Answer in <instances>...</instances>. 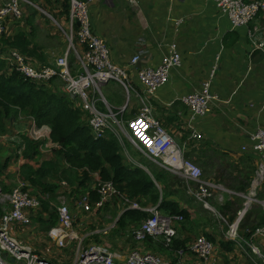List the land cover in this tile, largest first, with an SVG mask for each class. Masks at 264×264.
Here are the masks:
<instances>
[{"label": "crops", "instance_id": "1", "mask_svg": "<svg viewBox=\"0 0 264 264\" xmlns=\"http://www.w3.org/2000/svg\"><path fill=\"white\" fill-rule=\"evenodd\" d=\"M30 1L34 5L23 3V14L20 18L7 19L3 33L4 39H12L17 34H24L40 49L38 52L40 59L35 61H44L48 64L42 65H49L55 61L52 60L56 54L62 53L63 55L66 52L67 43L62 29L69 27L68 0ZM135 2V5L127 0H97L94 2L89 12L91 33L106 42L111 62L130 72L135 81L134 86L139 92H143L144 88L137 79V71L144 67H158L169 44L178 45L182 55V66L173 70L167 84L150 96L154 116L177 144L186 146L184 154L187 158H194L202 164L204 161L198 157L197 153L200 152L205 160L210 159V166L216 169L209 173L208 181L220 184L228 191L247 194L259 164L257 156L248 149L251 143L250 138L257 129L264 128V13H260L248 27L232 29L229 18L222 14L212 1L135 0ZM179 21L182 23L177 24ZM254 28L260 30L258 34L260 48L254 46L249 38V30ZM1 49L2 44L0 43ZM8 51L4 50L0 58ZM136 55L140 56V61L133 65L131 60ZM218 55L219 60H217ZM70 61L74 64L72 57ZM214 69L216 71L211 89L219 101L215 102L206 116L195 121V128L202 134L203 139L189 140L187 126L190 112L182 99L189 93L199 91ZM59 81L62 84L61 91L65 92L63 82ZM110 84L104 85L103 88H109ZM107 103L115 111H119L122 107V105L118 106L115 101L112 103L107 101ZM99 106L105 108L102 103ZM134 112L132 110L131 114H125L124 118L125 116L127 117L125 119L133 117L131 115ZM81 116L83 120L89 121V115L83 109ZM32 127L33 119L30 116L18 114L6 123V131L0 134V154L3 151L8 152L5 158L0 155V181L5 182V187L10 183L23 184L24 188L27 186L26 182L21 179V171L28 161L17 149L22 143L21 137L27 135ZM244 147L247 149L244 150ZM31 158L34 161H29L30 168L51 160L57 162L59 168L68 167L62 159L58 158L64 163V165L60 164L53 152L49 151H40L39 155ZM35 161L39 164L36 165ZM223 171H228L229 176ZM53 172L55 173V170ZM152 172L150 176L154 178ZM56 173L60 177L61 172L58 170ZM95 176L94 174V180ZM56 181L60 182V188L55 197L49 194L40 197L37 194L34 195L40 200L41 208L32 212L31 216H33V222H37L40 227V232L36 235L39 242L38 248L42 249H37L38 252L34 251L33 246L26 243L22 236L25 230L23 227L14 225L10 231V234L13 230L15 231V235L11 234L13 238L20 243L23 242L22 245L30 247L39 255H49L45 249L54 244L49 241L48 237L39 239V236H41L40 233L47 232L48 234L49 228L53 225L52 221L56 215L54 214L55 208L57 209L59 205V197L66 198L65 195L70 194L71 189H78L77 185H72L70 182ZM94 183L95 181H92L89 186L78 189L80 191L77 193L81 192L78 198L84 194H91L93 199L95 194L93 195L91 190ZM155 184H158L159 187L156 186L161 191L160 202H162L163 190L166 186L159 184L156 180ZM186 187L189 186L186 185ZM186 187L180 183L170 184L168 187L171 195L167 197V201L176 202L180 210L184 212L180 215L183 221L176 225L178 230L176 239L180 244L187 248L193 240L199 236H205L214 244V253L207 261L209 264H264V259L261 258L264 256V238L255 240L262 256L248 247L243 250L224 238L229 225L236 221L239 211L242 210L246 202L244 198L219 191L211 200V205L215 209L212 211L205 209L203 204L193 197L189 200L185 194ZM257 196L259 203L252 204L244 218V223L246 222L249 228L255 226L258 228V224L252 223L258 221L256 216L260 211L261 214L264 212V182L259 187ZM221 197L223 201L220 200ZM115 202L116 200L102 210L95 208L91 211L92 213L81 210L80 212L85 216L80 219L82 220L81 229L88 222L98 224L102 215L114 209L112 204ZM45 205H48L47 210ZM160 211L163 214L168 213L164 209ZM120 215L118 212L116 220ZM241 229L243 230L240 231L242 236L245 230H249ZM75 232L80 238L85 237L84 246L98 244H85L86 239L94 236L89 234L80 236L78 229ZM115 234L120 233L116 230ZM243 238L247 240L246 237L243 236ZM54 247L75 252L77 244L72 242L63 249L56 244ZM115 252L124 258L132 251L129 253ZM156 254L169 264H205L189 252L183 260L177 258L175 254L165 255L162 252H156ZM54 263L62 264V261L55 259Z\"/></svg>", "mask_w": 264, "mask_h": 264}, {"label": "built area", "instance_id": "2", "mask_svg": "<svg viewBox=\"0 0 264 264\" xmlns=\"http://www.w3.org/2000/svg\"><path fill=\"white\" fill-rule=\"evenodd\" d=\"M96 1L70 0L69 27L62 29L67 43L66 52L52 64H39L15 49L9 50L1 58L12 70L28 80L43 83L52 79L61 80L68 99L73 102L78 101L83 111L89 115L88 123L94 137L103 138L110 134L117 141L124 161L133 167L145 170L148 174H150L149 169L144 167L138 158L133 157L127 148V143L137 152L138 156L145 157L161 169L185 179L192 184V187H188L189 194L202 203L205 209L215 211L211 200L219 191L244 198L246 202L239 211L236 221L229 225L224 238L243 250L248 247L262 256L255 240L264 238V226L256 228L252 237L246 241L240 230L250 206L259 203L257 192L264 182V128L257 129L250 138L251 143L248 149L257 156L259 164L247 194L228 191L220 184L203 180L202 168L185 156L186 146L176 143L156 119L150 105V96L167 84L173 70L182 66V55L178 45L169 44L158 67H144L137 71V79L144 88L143 92H139L130 81L125 69L111 62L106 42L91 33L89 12L90 6ZM127 1L136 4L135 0ZM208 1L214 2L222 14L229 18L232 29L248 27L260 13H264V0ZM23 3L34 5L30 0H0V35L5 31L7 19L22 16ZM180 23L182 21L177 24ZM259 33L260 30L257 28L249 30V38L257 48H260ZM71 57L74 59V64L70 61ZM219 58L218 55L217 60ZM139 61L140 56L136 55L131 63L136 65ZM215 71V69L212 70L210 78L199 91L189 93L182 99L190 112L187 126L189 140L203 139L202 134L195 128V121L206 116L215 102L219 101L211 89ZM110 82L119 84L125 95L127 94V102L119 111H115L105 98L100 97L103 86ZM132 95L142 104V110L133 117L125 119L124 115L131 112ZM100 103L105 108L100 107ZM27 135L34 142L41 143L42 152H53L54 149L60 148L58 144L50 141V128L37 127L34 119L33 127ZM246 149L247 147H244V150ZM19 152L22 153L21 150ZM95 175V183L91 191L95 192L98 198L93 200L91 194H84L79 196L76 206L85 212H91L95 208L102 210L111 202L121 200L124 204L121 214L126 210H135L146 215L140 227L133 232V237L137 242L142 243L147 237H151L161 238L167 247L172 245L173 240L177 238L176 225L183 221L182 216L166 215L160 211L159 204L144 205L138 199H131L123 195L113 182L101 181L99 175ZM64 199V196L59 197L57 223L49 228L48 237L60 249L66 248L72 242L77 244L73 264H169L152 252L134 250L121 258L118 253L102 244L84 246L85 237L80 238L75 232L74 216ZM220 200L223 201V197ZM0 204L4 207V214L0 219V264H20L22 262L24 264H55L34 252L30 247L22 245L10 234L14 225L20 227L32 225L31 213L41 208L40 200L30 191L25 190L23 184L18 183L9 193L4 192L0 187ZM115 228L116 223L101 230H95L89 235L107 236ZM188 252L199 261L209 264L207 261L214 253V244L205 236H199L192 241L189 247L187 246L186 250H178L176 256L183 260ZM4 255L7 258H4ZM261 258L264 259V256ZM10 259H14L15 262L12 263Z\"/></svg>", "mask_w": 264, "mask_h": 264}, {"label": "trees", "instance_id": "3", "mask_svg": "<svg viewBox=\"0 0 264 264\" xmlns=\"http://www.w3.org/2000/svg\"><path fill=\"white\" fill-rule=\"evenodd\" d=\"M69 9L70 0H68V12ZM4 36L0 35L2 44L0 54L4 50L15 49L30 60L40 59L38 55L40 49L24 34H17L12 39H4ZM40 63L48 64L44 61H40ZM61 86L58 79L44 83L28 80L17 71L12 70L7 62L0 58V134L6 131V123L18 114L30 116L34 119L37 127L47 126L50 128V141L60 146L59 149L53 150V154L68 165V167L59 168V164L52 160L43 164L35 161V164L39 165L37 167L33 165L32 170L28 163L34 161L31 157L40 154L41 143L34 142L28 135H23L25 159L28 161L21 171V179L27 184L25 190L30 191L33 195H35V190L39 197L47 194L55 197L60 188V182L46 181V178H50V173L54 170L55 172L59 170L64 177L69 174L76 175L78 179L74 183L78 189L89 186L92 183L93 175L98 174L101 181L113 182L123 195L131 199H138L144 205L159 204L160 210L164 209L168 212L166 215H182L184 212L180 210L176 202L167 201V197L171 195L168 187L170 184L177 183L173 179L174 175L157 168V170L153 169L154 178H152L145 170L125 162L117 141L110 134L103 138L93 136L88 121L82 119L80 104L69 100L66 93L61 91ZM125 118L127 117L125 116ZM154 179L159 184L166 186V189L163 190L164 199L162 202H160L161 191L156 186ZM5 185V182L0 181L2 190L17 186L12 183L6 187ZM78 189L75 191L72 189L71 193L67 194L72 197L73 201L78 200L77 192L80 191ZM92 194L94 195L95 192L92 191ZM97 198L95 194L93 200ZM76 203L77 201H75ZM45 208L47 210L48 205H45ZM3 209L4 207L0 204V219L4 214ZM55 213L52 226L57 223L56 208ZM145 217L146 215L142 212L126 210L117 218L116 229L121 235L127 233L133 235ZM257 218L258 227L264 226V212L261 214L260 211ZM243 223L244 221L241 223V228L249 229L243 232V236L250 239L256 227L249 228L245 224L246 222ZM131 242L134 240L131 239ZM144 243L149 249L162 252L165 255L175 254L176 256L178 250H186L185 245L180 244L176 238L168 247L163 240L151 237H147Z\"/></svg>", "mask_w": 264, "mask_h": 264}, {"label": "rangeland", "instance_id": "4", "mask_svg": "<svg viewBox=\"0 0 264 264\" xmlns=\"http://www.w3.org/2000/svg\"><path fill=\"white\" fill-rule=\"evenodd\" d=\"M60 56H62V53L61 54H56V56L54 57V59L52 61L56 60ZM125 71L127 72L128 76H129V79L132 82V84H134L135 81L132 78L130 72L126 68H125ZM110 83L111 84L109 85V88H107V89L103 88L102 89V95H100V97L105 98L110 103L115 101V102L118 103V106H121V105L123 106L127 102V94L125 95V92H124L123 88L119 84H117L115 82H110ZM131 98H132V100H131L130 109H131V111L132 110L135 111L131 115V116H133V115H136V114L141 112L142 104L133 95L131 96ZM21 138H22V143L19 145L17 151L21 150V152H22L21 155H23V157L26 158L25 157V153H24L25 152L24 151V145H23L24 144V139H23V137H21ZM127 148L130 150V152L133 155V157L138 158L139 161L141 162V164L144 167L149 169L150 173H151V171H153V169L157 170V168H159L156 165L152 164L145 157L138 156L137 152L135 150H133V148L128 143H127ZM43 149L45 150L44 146H43ZM7 153H8L7 151H3V153L1 152L0 155L3 158H5V157H7ZM197 153L199 154L198 157L202 158L203 161H204V162H202V164L198 163L196 161V159H194V158H192V159L188 158V159L194 161L199 167L202 168V171H203V178L202 179L203 180H207L209 173L214 172L216 168L214 166H210V164H209L210 159L205 160L204 156H202V154H200V152H197ZM56 158L60 162V164L64 165V163H62V161L60 159H58V157H56ZM160 170H158V171H160ZM223 173H225L226 175L229 174L228 171H226V172L223 171ZM50 177H51L50 179H46V180H49L52 183H55L56 179H59L60 181H66L67 183L70 181V183L72 185H75L74 182L76 181V179H78L77 176L73 175V174H69L66 177L60 175V177H59L56 172L55 173L51 172L50 173ZM68 179H69V181H68ZM173 179L178 184L180 183L183 186L185 185V187H186V185L189 186V187H192L191 183L187 182L185 179H183V178H181L179 176H173ZM92 181L94 182L95 180L93 179ZM13 184L17 185V183L16 184L13 183ZM84 187H82V189ZM225 187H227V186H225ZM12 188H15V187H12ZM12 188L11 189H7V190L3 189V191L6 192V193H9L12 190ZM185 190H186L185 194H186L187 198H189V200H190V198L192 196L189 194L188 187H186ZM34 192L36 194L35 190H34ZM79 194H81V193H79ZM65 196H66V198L64 199V201H65L66 205L70 208V210L72 211V214L74 216L75 231H76V229H78L80 231V236L85 235V234H90V233L94 232L95 230H101V229H103V228H105L106 226H109V225H114L116 223V218H115L116 215H118V212H119V214H121V212H122V210L124 208L123 202L121 200H116V202L112 204V207L114 209H112L110 211V213L107 212L106 214L102 215L99 218V220H98V224H91V223L88 222V224L84 225V228L81 229L82 220H80V219H81V217H83V218L85 217L80 212L82 209L79 208L78 206H76L75 201H72V199H71L72 197L70 195H65ZM216 199H217V197H216ZM115 208H118V209H115ZM107 210L109 211V209H107ZM116 212H117V214H115ZM90 215H92V214H90ZM252 224L257 225V222L252 223ZM23 228L25 230L23 231L24 234H22V236L25 238L26 243L32 245L33 246L32 248L34 249V251L38 252L37 249H42V248H38L39 242H38V236L36 235V234H38L40 232V227H39L38 223L37 222H33L30 227H23ZM116 230L117 229L115 228L113 230L114 232L112 231L113 233L111 232L107 236H103V237L94 236L93 238L90 237L89 239H86L85 244H87V243H98V244L106 245V246H108L109 248H111L114 251H119V252H124V253H127V252L129 253L130 251H133V250H141V251H149V252H152V253L154 252L156 254V251L149 249L144 242H142V243L137 242L134 239L132 234H130V233L122 234V235L121 234H115ZM11 234L15 235V231L13 230L11 232ZM40 234H41V236H39V239L48 237L47 232L40 233ZM48 239H49V237H48ZM131 239H133L134 242H131ZM157 240H161V238H157ZM49 241L51 243H53L50 239H49ZM21 243L24 244L23 242H21ZM73 245H75V244H73ZM35 246H37V247H35ZM45 250L49 253V255H47V256H45L43 254H40V255H42L46 260L54 262L55 259H58V260L62 261V264H73L75 252L69 251L68 249L59 250L56 247H54V244H53V246H50L49 248H47ZM42 251L44 252V250H42Z\"/></svg>", "mask_w": 264, "mask_h": 264}, {"label": "water", "instance_id": "5", "mask_svg": "<svg viewBox=\"0 0 264 264\" xmlns=\"http://www.w3.org/2000/svg\"><path fill=\"white\" fill-rule=\"evenodd\" d=\"M4 258H7V256L6 255H4ZM10 261L13 263V262H15V260L14 259H10ZM20 264H24L23 262L22 263H20Z\"/></svg>", "mask_w": 264, "mask_h": 264}]
</instances>
